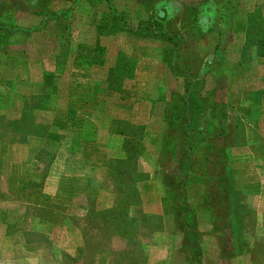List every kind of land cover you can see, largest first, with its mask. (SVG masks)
Instances as JSON below:
<instances>
[{
	"label": "rangeland",
	"instance_id": "obj_1",
	"mask_svg": "<svg viewBox=\"0 0 264 264\" xmlns=\"http://www.w3.org/2000/svg\"><path fill=\"white\" fill-rule=\"evenodd\" d=\"M0 23V264H264V0H0Z\"/></svg>",
	"mask_w": 264,
	"mask_h": 264
},
{
	"label": "trees",
	"instance_id": "obj_2",
	"mask_svg": "<svg viewBox=\"0 0 264 264\" xmlns=\"http://www.w3.org/2000/svg\"><path fill=\"white\" fill-rule=\"evenodd\" d=\"M158 16H160L159 14H158ZM204 19H206V17H203ZM8 27L6 26V25H4V24H2V23H0V30H5V29H7ZM187 130L189 131V129L187 128ZM187 133H189V132H186V134ZM187 150H189L188 148H187ZM183 159H184V161H185V165L186 166H188L186 169H184L183 170V173H181V174H184V175H186L189 171H190V169L192 168V166H193V161L192 160H189V158H188V155H186V154H184V156H183ZM186 162H187V164H186ZM226 168H227V164H226ZM165 179V178H164ZM24 220H26L27 221V219H26V217H24ZM29 225H30V223H29ZM27 224H26V228H22L21 229V233H23L25 236H27L28 234H35V232H34V230H36L37 232H39V230H37L36 228H34L33 226H31L32 228H30V226L27 228ZM41 235V234H40ZM26 243H27V249L26 250H28V247L30 246V245H32V243L30 242V241H26ZM195 245V244H194Z\"/></svg>",
	"mask_w": 264,
	"mask_h": 264
},
{
	"label": "crops",
	"instance_id": "obj_3",
	"mask_svg": "<svg viewBox=\"0 0 264 264\" xmlns=\"http://www.w3.org/2000/svg\"><path fill=\"white\" fill-rule=\"evenodd\" d=\"M2 160H3L2 150L0 149V163H1L0 166L3 167ZM1 174H3V169H2V171L0 172V175H1ZM2 176H3V175H2ZM2 176H1V177H2ZM1 177H0V178H1ZM160 177H161V176H160ZM1 180H5V178L2 177ZM161 180H162V177H161ZM144 182H146V181H144ZM144 182H143V183H144ZM14 189H15V188H12L11 190H8V192L10 193V191L12 192V191H14ZM5 192H6V191H4V192H3V191H0V193H5ZM1 203H3V204L5 205L2 209H0V211H1L2 213H4L5 220H6L5 223H6V222L8 221V219L10 218V211H8V209H9L8 207H10V204H9L8 202H5V201H0V204H1ZM6 207H7V208H6ZM5 223L2 224L1 226L4 227ZM3 237H4L5 240H8V237H7L5 234H4ZM8 241H9V240H8Z\"/></svg>",
	"mask_w": 264,
	"mask_h": 264
}]
</instances>
